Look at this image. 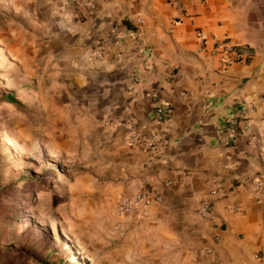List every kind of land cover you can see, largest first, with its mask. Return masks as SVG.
<instances>
[{
    "label": "crops",
    "instance_id": "1",
    "mask_svg": "<svg viewBox=\"0 0 264 264\" xmlns=\"http://www.w3.org/2000/svg\"><path fill=\"white\" fill-rule=\"evenodd\" d=\"M94 2L0 0V37L22 42L8 64L49 88L44 112L70 127L55 130L86 138L103 206L153 193L122 227L111 214L119 229L106 233L117 240L106 264H262L264 160L247 133L228 142L226 120L264 134V0ZM160 105L170 120H155ZM132 131L157 135V151L132 145ZM213 190L211 221L197 209Z\"/></svg>",
    "mask_w": 264,
    "mask_h": 264
},
{
    "label": "rangeland",
    "instance_id": "2",
    "mask_svg": "<svg viewBox=\"0 0 264 264\" xmlns=\"http://www.w3.org/2000/svg\"><path fill=\"white\" fill-rule=\"evenodd\" d=\"M0 27L6 30L4 18ZM3 34L0 264H106L117 243L106 233L118 227L113 204L103 206L96 196L103 184L88 182L95 156L85 137L64 139L55 130L69 123L44 112L49 88L40 87L38 76L29 77L21 63L8 64V47L22 42Z\"/></svg>",
    "mask_w": 264,
    "mask_h": 264
},
{
    "label": "built area",
    "instance_id": "3",
    "mask_svg": "<svg viewBox=\"0 0 264 264\" xmlns=\"http://www.w3.org/2000/svg\"><path fill=\"white\" fill-rule=\"evenodd\" d=\"M67 3L74 5L77 8H86L89 11H93L96 6L94 0H65ZM174 6L181 12L184 11L183 5L176 1ZM142 21L137 20V23L140 24ZM99 52L100 56H103L104 46ZM224 50L227 53L234 52V47L229 44L222 45ZM231 60V59H230ZM230 62V61H228ZM248 108L245 105H241V113L244 116V119H247L246 116ZM173 109L169 105H160L155 109V120L158 122H165L172 118ZM226 130L228 133V142H236L240 133H247L249 135V145L260 151L261 156L264 160V134L256 133L251 125L250 121H247L245 125H241L239 118L234 117L226 120ZM158 136L153 135L151 138H142V136L136 131H132L130 134V143L132 145H143L147 150L155 152L158 149ZM153 193L148 189H143L140 192L136 193L130 197H120L113 209V217L117 220L118 227H122V223L119 222L120 218L123 215H134L137 213H144L145 209L148 206V202L152 198ZM217 196V191L213 190L210 195L205 198L201 205L197 209V214L203 219L215 220L216 215L214 213V200ZM264 264V260H262Z\"/></svg>",
    "mask_w": 264,
    "mask_h": 264
},
{
    "label": "trees",
    "instance_id": "4",
    "mask_svg": "<svg viewBox=\"0 0 264 264\" xmlns=\"http://www.w3.org/2000/svg\"><path fill=\"white\" fill-rule=\"evenodd\" d=\"M10 103H11V101H10Z\"/></svg>",
    "mask_w": 264,
    "mask_h": 264
}]
</instances>
